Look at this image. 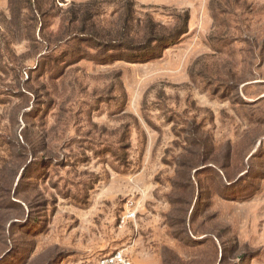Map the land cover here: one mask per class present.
Listing matches in <instances>:
<instances>
[{"label": "rangeland", "instance_id": "1", "mask_svg": "<svg viewBox=\"0 0 264 264\" xmlns=\"http://www.w3.org/2000/svg\"><path fill=\"white\" fill-rule=\"evenodd\" d=\"M130 1L0 11V264H264V0Z\"/></svg>", "mask_w": 264, "mask_h": 264}, {"label": "trees", "instance_id": "2", "mask_svg": "<svg viewBox=\"0 0 264 264\" xmlns=\"http://www.w3.org/2000/svg\"><path fill=\"white\" fill-rule=\"evenodd\" d=\"M95 3L97 1L90 4ZM126 4H128L130 10H133L134 1L128 0ZM133 16L129 14L126 17L124 22L126 34L119 45L120 48L132 53H127L123 57L113 60L142 63L160 59L167 49L177 45L189 32L191 18L189 11L178 14L176 17L178 24L172 29L156 23L150 15H147L144 19H135ZM133 27H140L144 31L145 37L142 41H138L131 36L130 32Z\"/></svg>", "mask_w": 264, "mask_h": 264}, {"label": "built area", "instance_id": "3", "mask_svg": "<svg viewBox=\"0 0 264 264\" xmlns=\"http://www.w3.org/2000/svg\"><path fill=\"white\" fill-rule=\"evenodd\" d=\"M129 218V215L127 216ZM100 264H132L122 252L111 257H106L100 261Z\"/></svg>", "mask_w": 264, "mask_h": 264}, {"label": "crops", "instance_id": "4", "mask_svg": "<svg viewBox=\"0 0 264 264\" xmlns=\"http://www.w3.org/2000/svg\"><path fill=\"white\" fill-rule=\"evenodd\" d=\"M75 1H87V0H75ZM142 3L145 4H154V3H165V4H173L174 2H178V0H139ZM10 4V0H0V11H5L8 9Z\"/></svg>", "mask_w": 264, "mask_h": 264}]
</instances>
